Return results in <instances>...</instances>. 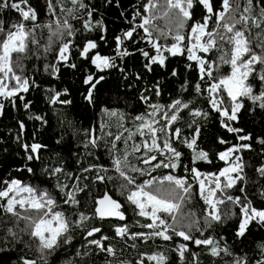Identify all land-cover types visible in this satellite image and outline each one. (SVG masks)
Returning <instances> with one entry per match:
<instances>
[{
  "label": "snow or ice",
  "instance_id": "6c2138e0",
  "mask_svg": "<svg viewBox=\"0 0 264 264\" xmlns=\"http://www.w3.org/2000/svg\"><path fill=\"white\" fill-rule=\"evenodd\" d=\"M45 6L48 19L41 20L31 0H0V116L8 106L19 113L13 142L20 157L0 176V252L23 244L37 258L21 255L15 264H55L48 258L74 247L79 231L80 247L66 264H95L99 254L104 264H169L166 251L178 264H200L193 245L213 264H264V134L241 126L242 114L264 112V0H138L131 13H119L127 27L111 43L90 0H45ZM130 58L140 64L135 71ZM33 59L43 61L52 81L62 68L80 73L85 111L98 109L115 121L116 133L104 132L107 161L97 155V162L72 170L68 161L45 160L57 149L77 153L63 134L43 139L47 112L29 98L42 87L39 69L27 71ZM115 75L121 84L113 83ZM42 91L53 115L57 105L76 106L68 87ZM210 123L220 131L208 145L203 134ZM100 139L94 128L83 129L84 149L99 148ZM250 182L260 185L255 194ZM90 186L98 195L83 211L80 194ZM194 199L199 211L190 207ZM152 245L165 251L140 250ZM128 249L136 256L122 258Z\"/></svg>",
  "mask_w": 264,
  "mask_h": 264
},
{
  "label": "trees",
  "instance_id": "16d2710c",
  "mask_svg": "<svg viewBox=\"0 0 264 264\" xmlns=\"http://www.w3.org/2000/svg\"><path fill=\"white\" fill-rule=\"evenodd\" d=\"M91 4L94 5L98 11L96 13V17L100 18L101 16L106 22L107 26V36L109 38V41L111 43V37L113 34H118L119 31L122 28L127 27V25L124 22V18H122L119 13L121 11H124L126 13H131L133 10L134 5L138 2V0H113L112 5H108L106 0H90ZM242 2H245V0H242ZM31 3L33 6H35L40 14L41 20H47L48 16L46 15V6H45V0H31ZM117 3L120 5V7H117ZM258 11V9H257ZM16 13H11V16L15 17ZM253 34L259 32L258 29H253ZM45 37L47 33L45 32ZM92 35V34H88ZM83 39V36L81 37ZM42 43L44 40L41 41ZM258 42L256 39H253V43ZM106 50L110 51V48H106ZM51 59V57H49ZM26 67L28 72H34L37 69L39 71H36V79L41 83V90L39 91H33L30 93L29 98L33 99L36 103V109L40 110L41 113L47 112V118L49 120L50 127L47 128V130L43 131V139L47 141L49 137H55L57 135L63 134L65 141L67 143H70L72 146V151L77 153L74 156L69 157L65 152L60 151L57 149V152H59V155H57L56 152L51 153V161L48 160V155L45 156V160L49 163L56 162V163H63L64 161H68L72 165V170H78L79 167H86L90 163L97 162V155L99 156L100 160L107 161L108 156L105 148V140L108 139L104 136V132L112 131L114 134L117 131L116 123L115 121H108L106 117H103L102 114L99 112L98 109H92L89 108L87 111H85L83 105L81 104V98L79 96L78 89H81L83 86L80 82V73L75 72L74 70H69L66 68L61 69V79L52 81L49 77H47L43 72V61H36L35 59L31 61H26ZM177 66V65H173ZM128 67L130 71H135L140 67V64L136 58H130L128 61ZM179 68L181 71H183V65H179ZM162 70H157L159 73ZM225 71H227V67L225 66ZM114 84H121V80L118 75H115L112 77ZM58 86L60 88L68 87L70 90L73 91L75 100H76V106H60L57 105L55 108L57 109L56 114L53 115V112L51 109L48 108L46 105L44 99H43V88H46L48 86ZM103 107V106H102ZM19 115L15 110L11 109L10 106L6 109V114L3 116H0V176H6L7 173L12 171L15 167L18 166V161L20 160V157L16 155V152L18 151L17 146L13 142V136L15 133V118ZM61 121H63V124H61ZM101 123H106L108 126L105 127L103 131L100 130ZM241 126L245 127L247 130L251 131L254 136H258L261 134H264V112L253 113L248 114L244 113L241 116ZM94 128L96 130V135L99 137H102V139L99 140V148L93 149L89 147L88 149H84L82 147L81 141L83 140V129L87 128ZM9 129H12V132H9ZM73 129L79 130V134L75 133ZM31 122H29V131H32ZM220 130L217 126L213 124H209L206 128V131L203 134V140L205 144L210 145V143L213 141V138L216 134H218ZM51 143L54 144V139L51 141ZM254 147L256 149V152L259 151L260 146L255 145ZM8 148V152H4L3 149ZM91 153V155H89ZM256 153H245L246 160L250 156H255ZM80 160L82 163L81 165H77L75 161ZM65 167L67 169V165L65 164ZM203 169H207L208 165H201ZM37 172L39 174V169H37ZM249 175L253 176L252 170L248 169ZM84 175H89L88 173H84ZM24 178L27 180V174H24ZM41 179H45V177H40ZM255 179V177L253 176ZM60 179L62 181L65 180V177L63 174L60 175ZM33 182H37L35 179H33ZM260 185L249 183L248 185V191L251 194H255L256 190L259 188ZM108 190L112 191V186H108ZM90 193V194H89ZM115 196V193H112ZM98 192L95 186H90L88 190H86L85 193L80 194L81 198V210L88 211L92 207V198L97 196ZM119 199V197H116ZM194 210L199 211V205L195 202V199L193 201V204L190 206ZM129 217H132V212L129 209ZM11 226V225H8ZM22 226V225H21ZM4 231V224L2 220H0V236L3 235ZM75 239L73 241V246H63L61 249L58 250L56 254H54L52 257H49V261H55V264H66L67 260H70L74 257L75 248L80 247V241L83 239L82 234L77 231L74 233ZM256 240L260 239V235L256 234L254 237ZM25 242L31 243L28 241V238L24 237ZM161 243L162 242H158ZM119 247V246H118ZM254 248V246H253ZM161 250L165 251L163 247L156 249L155 245L149 246H141V251H152V250ZM83 251V249H81ZM196 251L199 253V261L200 264H213V258L210 257L207 253H201L199 252V249H196L195 246H191L190 252ZM166 254L169 257V264H178V257L174 252L166 251ZM8 259L7 257H9ZM21 255H25L28 258L36 259L37 254L35 253V249L33 247L32 250H29L28 248L24 247L23 244L19 245L16 249H14L11 253L8 252H0V257L5 258L4 264H15V261L17 258ZM136 256V253L133 252L131 249H128L122 258L124 259H132ZM191 258L190 256L188 257ZM95 260V264H104V254H99L98 256L93 257ZM227 259V258H225ZM216 264H222V261L217 260Z\"/></svg>",
  "mask_w": 264,
  "mask_h": 264
},
{
  "label": "flooded vegetation",
  "instance_id": "af4514ba",
  "mask_svg": "<svg viewBox=\"0 0 264 264\" xmlns=\"http://www.w3.org/2000/svg\"><path fill=\"white\" fill-rule=\"evenodd\" d=\"M129 214V212L127 213V215Z\"/></svg>",
  "mask_w": 264,
  "mask_h": 264
},
{
  "label": "rangeland",
  "instance_id": "374dc122",
  "mask_svg": "<svg viewBox=\"0 0 264 264\" xmlns=\"http://www.w3.org/2000/svg\"><path fill=\"white\" fill-rule=\"evenodd\" d=\"M99 136V135H98Z\"/></svg>",
  "mask_w": 264,
  "mask_h": 264
}]
</instances>
